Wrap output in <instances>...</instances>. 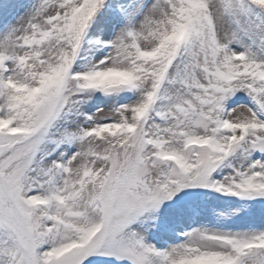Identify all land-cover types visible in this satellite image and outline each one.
I'll return each mask as SVG.
<instances>
[{"label":"snow or ice","instance_id":"snow-or-ice-1","mask_svg":"<svg viewBox=\"0 0 264 264\" xmlns=\"http://www.w3.org/2000/svg\"><path fill=\"white\" fill-rule=\"evenodd\" d=\"M0 264H264V0H0Z\"/></svg>","mask_w":264,"mask_h":264}]
</instances>
